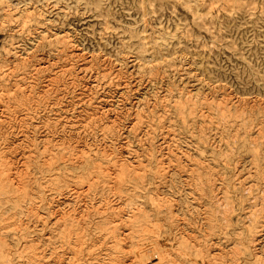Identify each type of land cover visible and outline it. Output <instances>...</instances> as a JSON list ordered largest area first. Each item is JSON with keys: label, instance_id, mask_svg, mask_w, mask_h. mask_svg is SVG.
<instances>
[{"label": "rangeland", "instance_id": "1", "mask_svg": "<svg viewBox=\"0 0 264 264\" xmlns=\"http://www.w3.org/2000/svg\"><path fill=\"white\" fill-rule=\"evenodd\" d=\"M0 71V92L10 90L0 102V167L33 174L45 206L60 207L61 179L160 168L162 181L131 191L147 207L174 202L177 223L188 221L200 242L192 257L264 264V0H0ZM209 192L220 209L200 202ZM93 196L90 204L106 193ZM37 207L23 221L39 259L18 255L10 217L0 221L11 248L0 264H61L58 215L43 220ZM158 237L169 246L178 227Z\"/></svg>", "mask_w": 264, "mask_h": 264}, {"label": "bare ground", "instance_id": "2", "mask_svg": "<svg viewBox=\"0 0 264 264\" xmlns=\"http://www.w3.org/2000/svg\"><path fill=\"white\" fill-rule=\"evenodd\" d=\"M67 43L68 41H65L64 45ZM9 91V89H5L0 92V102H5L10 98L5 96L6 93L10 94ZM13 92H22V90L15 88ZM222 109L223 107L219 108L221 115L225 116L226 112ZM259 152L256 148L252 149L254 156H258ZM109 169L102 170L100 168V172L104 171L103 174L108 176L106 178L103 175L102 179L99 180L100 183L91 181L85 184H80V182L70 184L61 179L62 181L59 183L61 186L60 190L65 192V197L60 207L54 210L50 206L47 207L48 205L45 206L47 199L39 194L43 190L39 186H35L34 178L31 177L33 174L29 175L24 170L23 175L20 174V171L16 174V170L12 171V167H0V221L2 223L5 219L14 217V221L18 224V229L21 231L19 234L22 237L21 241H18V255H25L33 262L37 258L39 259V255H36V258V251H33L35 250L33 247L35 239L34 237L28 238L27 234L31 226L23 220L24 218L30 219L31 215L37 216L39 212L37 206L44 205L43 208L46 214L43 212V220L53 213L58 215L55 216L53 223L57 227V236H59V244L62 247L61 264L99 263L92 259L95 257L100 260V264H179L180 262L182 264H210L209 256L204 257L197 254L196 257H192L193 252L191 250L198 253L200 242L195 241L196 235L188 233L195 230L188 221L183 222L185 227L181 225L183 223H177L178 214L176 213L174 202L168 198L160 200L152 198L153 201L149 200V206L147 207L146 200L138 201L137 192L131 191L135 189V186L147 187L151 183L153 186L154 183H157L155 179H152L153 177L162 181L164 178L162 169L158 168L151 171L152 173L149 172V174L151 173L150 176H146V171L138 172L127 168L126 165ZM196 169L205 170V165L198 164ZM256 169L259 168L256 167ZM91 171L86 175H89ZM200 176L201 174H199V181L201 179ZM262 180L264 182V178ZM199 188L203 189L205 187L200 184ZM92 189H94L93 192H91ZM35 192L39 193L34 194ZM97 193H106V196L98 201L101 204L96 202V200L90 204L88 200L92 199L93 195ZM205 193L207 192L205 191ZM115 194H117L119 200L115 198ZM20 196H26L30 201L23 203L24 200ZM69 196L72 203L69 201ZM207 196L208 199L200 200V202L205 201L209 203L210 207H213L211 203L214 201L213 205L219 209L221 208L219 198H216L212 192H209ZM35 197H39L41 200L38 205H36ZM261 202L264 207V190L261 195ZM224 208L221 210L224 211ZM24 214L26 216L23 217ZM227 214L228 212L224 211L221 215L226 219L225 216ZM163 218L167 220L165 223L162 222ZM163 225H165V228ZM175 227H178V237L174 239V242L169 240V246L163 245L161 238L158 236L163 235V233H169ZM166 238L170 239L168 236ZM95 245L99 247V253L102 254L101 257L98 256L99 254L93 255L92 247ZM171 249L176 250V253ZM10 250V244L0 234V257L3 260H9ZM169 251L174 252L175 256L170 257ZM207 254L209 255V253ZM228 259L225 258L213 264H229L227 262ZM229 261L235 264V256L232 255Z\"/></svg>", "mask_w": 264, "mask_h": 264}]
</instances>
